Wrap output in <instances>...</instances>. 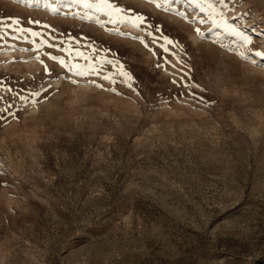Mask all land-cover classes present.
<instances>
[{"label":"rangeland","instance_id":"obj_1","mask_svg":"<svg viewBox=\"0 0 264 264\" xmlns=\"http://www.w3.org/2000/svg\"><path fill=\"white\" fill-rule=\"evenodd\" d=\"M112 2L144 24L0 0V264H264V0ZM70 46L136 91L49 58Z\"/></svg>","mask_w":264,"mask_h":264},{"label":"snow or ice","instance_id":"obj_2","mask_svg":"<svg viewBox=\"0 0 264 264\" xmlns=\"http://www.w3.org/2000/svg\"><path fill=\"white\" fill-rule=\"evenodd\" d=\"M61 2H65L69 5H74L77 6L79 8H83L87 11H85L84 15L81 17L82 19L85 20H90L93 19V15H91L90 13L92 12H98V13H104L108 18V22L110 23H128L133 25L134 27H141V25L144 24L145 20L143 16L140 15H136L133 17H130L128 15H126V10L122 7H120L119 5H117L116 3L112 2V0H57V3H61ZM152 3L156 4L157 8L160 7H164L165 5H162L161 3H157V0H151ZM193 3L196 2V0H192ZM165 3H167V0H165ZM220 4H224V0H219ZM44 7L46 8H50V10L53 13L59 12V8L52 5V4H48L45 3ZM207 7L209 9H212V12L209 13V17L208 19L212 20V25L213 27H219L220 25L218 24V22L213 19V13H215L216 11H218L212 4H208ZM200 11L204 12L205 11V7L203 5H200ZM73 15H79V13H73ZM180 15H183L182 13ZM222 15V14H221ZM185 19H187V17H185ZM199 24H204L206 23V20L203 18H199V17H193L192 20L189 21V23L192 22H197ZM14 24H19L18 20H14L13 21ZM33 23L39 24V21H33ZM96 23H101L99 19H96ZM45 27H48L47 25ZM20 31H23V29H20ZM118 31V30H117ZM156 32H159L160 29L156 28L155 29ZM194 31L196 32V34L198 36H203L204 33L201 32V29L199 27L195 28ZM211 31V29H210ZM229 31L235 35L241 42L243 45H249L252 43V38L248 35H245L243 32L239 31L236 28H231L229 29ZM123 35H126V33H121ZM31 35L33 37L41 35L38 32H31ZM147 35L149 36H153L152 32H148ZM136 39H139L140 42L142 44H144V46L147 48L148 44H146L144 42V40L141 37H136ZM164 43L162 45H160L161 48H163L164 52H168L169 48L168 45H173L174 42L170 39H168V37H164L163 38ZM153 42H156V38L155 36H153ZM35 43V41L33 42ZM47 43V41H41V44ZM40 45H37V47H39ZM56 45H49V47H55ZM61 51L65 52L68 54L69 59L65 60V58L63 57H57V56H50L49 58L52 61L57 62L60 66H62V68L66 69L68 73H72L74 76L77 77H84L90 74H95V75H100L99 72V68L103 67L104 65H112L113 68H116V72L115 73H109L103 76V79L105 81H109L112 84L116 83V80L114 79V76H119L122 78L123 82L127 85V87L129 89H132L133 91H136V89L134 88V77L132 75L131 72L127 71L125 69V66L121 63H119L118 61L114 60V59H108L107 57H99L98 59L90 56V55H85L84 52L80 51L79 48H73V47H68V48H62ZM240 57L242 59H249L248 56L245 55L244 52H240L239 53ZM255 55L257 57H262L264 58V52L261 51H255ZM75 58H82L84 59L86 62L85 65L79 64V63H73L71 62L73 59ZM37 59H39V56H37ZM41 63H43V61H41ZM182 63V62H181ZM253 63H256V61H253ZM159 66V65H158ZM261 67H264V65H259ZM45 71H48L47 65H45ZM71 82L73 84H76L77 81L75 79H72ZM92 83H95L94 81ZM175 83V81H174ZM96 87H103L102 85L96 84ZM182 86H186V85H182ZM197 87H199V85H197ZM113 92H115V88L109 89ZM9 91H12L11 89H9ZM42 91H47L46 89H42ZM119 94V93H117ZM137 94H139L137 92ZM41 92H32L30 93V96L32 97H40ZM0 99H2V97H0ZM20 99L27 102L29 97L28 96H20ZM33 103H37L38 101L36 99H33L32 101ZM205 103H211V101H203ZM9 107H11V105H9ZM7 111V109H0V112H4Z\"/></svg>","mask_w":264,"mask_h":264}]
</instances>
